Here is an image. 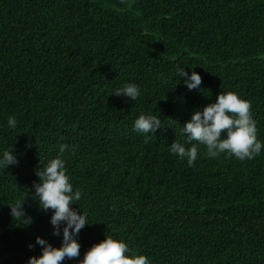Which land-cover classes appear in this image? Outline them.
<instances>
[{"label": "trees", "instance_id": "1", "mask_svg": "<svg viewBox=\"0 0 264 264\" xmlns=\"http://www.w3.org/2000/svg\"><path fill=\"white\" fill-rule=\"evenodd\" d=\"M125 83L140 87L135 102L112 94ZM224 92L251 103L264 141V0H0V152L19 161L0 170V264L39 255L36 236L60 246L32 186L62 145L82 193L72 207L91 224L64 264L105 236L151 264H264V152L211 159L200 145L189 166L168 150ZM141 114L161 120L147 141L132 128ZM18 203L30 226L11 217Z\"/></svg>", "mask_w": 264, "mask_h": 264}, {"label": "clouds", "instance_id": "2", "mask_svg": "<svg viewBox=\"0 0 264 264\" xmlns=\"http://www.w3.org/2000/svg\"><path fill=\"white\" fill-rule=\"evenodd\" d=\"M125 0H121L124 3ZM179 82H183L188 91L199 90L202 77L195 71L186 72L177 69ZM177 83V84H178ZM117 97H127L135 102L141 95L140 87L134 83H125L114 91ZM251 103L239 97L234 92L219 93L215 102L209 103L202 110L192 112L190 118L180 128L179 135L183 141H173L168 150L170 154L192 166L199 156V146H204L205 155L215 159L227 154L239 161L252 160L264 152V141L258 139L256 121L251 115ZM18 121L14 115L7 119V127L14 130ZM133 131L148 138L161 129V120L156 115L141 114L133 122ZM66 146L59 149L60 155L39 162L35 170L38 182L32 186V199L38 209L44 213L51 212L49 224L52 235L61 238L59 247L53 246L46 239L36 236L34 244L27 247L31 250L38 246L40 254L29 256L27 264H64L66 260L80 257L81 245L78 242L80 231L87 225L88 216L73 208L81 199V191L74 190L68 175L65 161L61 155ZM19 163L14 150L0 152V170ZM11 217L23 220L24 226H30L34 221L27 214L23 203L9 206ZM78 264H151L148 256L133 252L128 244L111 236L93 244L78 260Z\"/></svg>", "mask_w": 264, "mask_h": 264}]
</instances>
